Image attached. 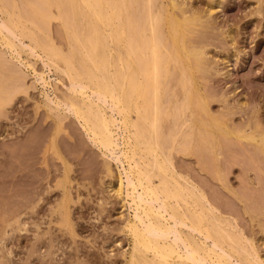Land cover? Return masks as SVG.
<instances>
[{
  "label": "rangeland",
  "instance_id": "1",
  "mask_svg": "<svg viewBox=\"0 0 264 264\" xmlns=\"http://www.w3.org/2000/svg\"><path fill=\"white\" fill-rule=\"evenodd\" d=\"M21 1L14 0L13 3L10 0V9L14 5L22 6ZM156 1L157 8L162 4L165 9H168L166 6L170 8L169 0ZM176 1L186 12L184 16L200 18L191 37L195 48L205 55V61L195 73L196 86L208 102L210 114L227 125L231 133L221 138L215 152L195 137H189L193 143L189 140L184 146L188 138H182L181 131H186L191 123L187 118L192 119V113L187 111L184 120L189 122L182 121L187 128L181 126L177 131L182 135L178 133L181 141L177 137L176 141L170 142L168 137L166 147L171 143L174 148L169 146L165 152L168 151L166 154L170 157L173 155V168L179 176L183 175V184L186 181L194 191L204 192L210 203L204 202V205H210V210H215L213 213L219 218L224 217L221 220L224 227L221 226L232 231L234 236L237 232L236 237L240 235V241L247 249L254 248L256 254L253 256L257 255L263 264L264 151L259 141L264 137V0ZM177 13L181 15L180 12L175 15L181 18L182 15ZM5 16L0 13V27L5 23ZM50 23L48 36L51 35L58 48L67 51L68 40L61 21L52 19ZM4 33L11 35L6 29ZM10 38L18 45L21 57L6 46H0V75L5 73L11 79H0L3 81L0 92L8 83L12 90L10 101L0 106V264H129L133 240L127 224L137 214L133 197L152 202L141 196L140 188L127 178L122 163L123 145L119 143L114 155L103 154L75 116L65 107L56 105V101L67 95L74 96L71 90L74 85L70 88L69 77L61 69L51 66L50 60L41 50L34 49L29 38H22L19 33ZM7 71L19 78L15 80ZM6 80L7 84L3 85ZM181 89L178 75L170 79V96L177 95V100H181ZM49 101L54 104L49 105ZM106 107L108 113H112ZM164 121L167 124L163 125L164 130L174 124L172 117L163 120L162 124ZM59 123L63 128L57 137L61 157L57 149L47 150ZM119 133L121 141L122 131ZM240 134L254 135L256 139L242 138ZM28 139L30 143L26 142ZM177 142H182V146ZM22 143L31 145L25 150ZM124 165L128 168L127 162ZM24 168L29 171L23 173ZM68 168L67 187L72 197L69 225L62 223L57 209L64 195L57 184L67 176ZM158 182L159 179L154 180L156 185ZM38 191V197L34 198ZM26 199L31 202L27 208ZM154 204L158 209L159 203ZM183 206L181 211L186 209ZM9 222L14 224L9 226ZM179 228L185 236L188 232L199 243H205V248L213 247V242H205L202 234H194L186 226ZM174 240L175 235L168 236L169 242ZM178 246L182 248L180 244ZM231 262L247 264L236 257H232Z\"/></svg>",
  "mask_w": 264,
  "mask_h": 264
},
{
  "label": "bare ground",
  "instance_id": "2",
  "mask_svg": "<svg viewBox=\"0 0 264 264\" xmlns=\"http://www.w3.org/2000/svg\"><path fill=\"white\" fill-rule=\"evenodd\" d=\"M155 2L158 1L22 0V6L14 5L11 10L10 0H0V13L6 15L3 19L5 23L2 22L4 24L0 27V46H6L10 51L12 50V53L16 52L21 57L18 45L10 37L19 33L22 38H29L34 44V49L41 50L50 60L51 66L61 69L69 77L72 83L70 88L74 85L71 89L74 96L67 95L63 100L56 101V105L65 107L70 115L75 116L103 154L114 155L119 143L123 145L122 163L127 178L132 179L140 188L141 196L149 198L152 202L133 197L137 214L135 219L127 224L133 240L129 264H231L232 257L247 264H262L261 260L258 261L257 255L253 256L256 250L253 251L254 248L249 247L247 249L240 241V235L236 237L237 232L234 236L232 231L223 228L221 220L224 217L219 218L220 216L214 214L215 210L214 213L210 210L212 209L210 205L208 207L204 205V202L208 203L204 192L200 194L194 191L186 181V185L183 184V175H180L183 182L180 181L179 174L173 168V160H171L173 155L170 157L166 154L169 152H165V148L171 144L166 147L168 137L171 138L170 142L176 141L177 137L181 141V133L184 136L182 138H188L185 139L184 146L189 140L191 141L190 138L195 137L201 144L207 145L206 148L209 145V148L215 152L216 147L218 148L222 142L221 138H225L231 132L227 125L216 118L217 116L210 114L208 102L196 86L195 73L205 61V55L203 56V53L195 48L191 37L200 18L184 16L186 12L176 0L168 2L172 11L168 6H166L168 9H165L163 4L162 7L157 8ZM53 9L57 13H54ZM177 11L182 15L181 18L175 15ZM52 19L61 21L68 40L67 51L58 48L50 38L51 35L47 34ZM4 29L11 33L10 37L4 33ZM60 64L64 68H60ZM9 73L15 80L19 78L17 74ZM9 73L7 71V74ZM177 75L178 83L182 88L181 100H177V95H169L170 79ZM2 78L9 79L5 73L0 75V79ZM2 82L0 81V84ZM5 84L7 80L6 83L4 81L3 85ZM8 86L3 87L4 90L0 92V106L10 101L11 84L10 88ZM51 101L47 103L54 104ZM164 102L168 106H164ZM106 106L112 113H108L109 109ZM187 111L192 113V119L189 117L190 113L187 116L191 123L184 120ZM170 117L173 118L174 124L172 123V128L168 127L169 131L166 133L168 128L164 130L163 125L167 124L165 121V124L162 123ZM183 120L184 123L189 122V129L186 124L187 129L184 127ZM181 126L188 131L177 132L180 131L178 129H181ZM57 130L47 150L55 148L61 157L57 137L63 130L62 123H59ZM119 131H122L121 141L118 137ZM239 137L256 139V136L247 134H240ZM26 142L30 143V139ZM259 143L264 151V137L260 138ZM179 144L182 146V142ZM28 145L31 144L27 143L26 147L23 145L25 150ZM192 146L193 144L190 147ZM126 162L128 168L124 165ZM27 169L29 171V168ZM26 170L24 168L23 173ZM66 175L57 184L64 192L57 209L62 223L69 225L70 202H72L67 187L69 168ZM155 179H159L158 185L154 183ZM41 190L43 191V188ZM38 193L39 191L34 198L38 197ZM44 195L45 193L43 198ZM28 200L26 199L28 204L24 202L26 208L31 203ZM191 200L193 204L190 203ZM154 203H159L158 209L155 208ZM36 206L39 208V204ZM182 206L183 209L186 208L185 211H181L182 208L180 210ZM10 222L9 226L14 224ZM183 226L189 227L194 234L195 232L202 234L206 239L203 238L205 242L212 241L213 247L205 248L203 246L205 243L201 241L199 243L188 232L185 236L182 228H179ZM170 235H175L173 242L168 241ZM178 244L182 248H179ZM249 250L253 253L251 254L252 251Z\"/></svg>",
  "mask_w": 264,
  "mask_h": 264
}]
</instances>
